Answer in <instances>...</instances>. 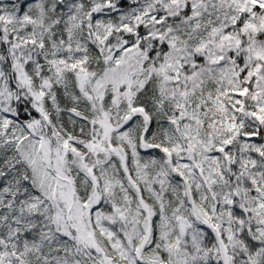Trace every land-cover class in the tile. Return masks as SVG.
Listing matches in <instances>:
<instances>
[{
	"label": "snow or ice",
	"instance_id": "obj_1",
	"mask_svg": "<svg viewBox=\"0 0 264 264\" xmlns=\"http://www.w3.org/2000/svg\"><path fill=\"white\" fill-rule=\"evenodd\" d=\"M0 264H264V0H0Z\"/></svg>",
	"mask_w": 264,
	"mask_h": 264
}]
</instances>
